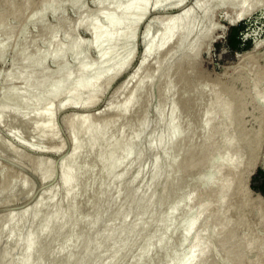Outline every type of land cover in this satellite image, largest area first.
Segmentation results:
<instances>
[{"label": "rangeland", "instance_id": "1", "mask_svg": "<svg viewBox=\"0 0 264 264\" xmlns=\"http://www.w3.org/2000/svg\"><path fill=\"white\" fill-rule=\"evenodd\" d=\"M8 1L13 9V12H10V9H7L4 4H0V19L3 20L7 17L9 18V21L7 20L8 19L7 18L2 23H0V28L3 27L2 29H0V43L4 41V43L6 44L5 45L3 43V48L0 51V103H1L0 104V264H18L20 262V255L22 257V254L20 252H22L21 250H23V254H24V250H25V248H23L25 247L23 246L24 245L23 240H21L23 238L22 237L23 232L26 233L29 230L33 231L31 230V226L33 227L34 224L32 223L33 224L32 225L30 223L36 222L35 224L37 225V223L39 222L38 221L39 218L37 217L40 216L43 217L44 216L43 212L46 210V208L48 209L46 210V212L50 211L53 208L52 207L53 204L51 205L49 204V201H51L50 199L54 198L56 200L57 198L56 201L62 200L61 197L64 199V196L62 194L63 192L60 193L62 190L61 179H60L62 173L61 167L64 166L67 158L73 152L72 150L75 149V147L78 145L79 140L83 145L82 147L83 150H81L79 153L80 157L78 154V156L76 157L77 160L75 159L76 167L74 166L75 169L74 171L76 172V175L77 173H79L81 176L79 174L77 175L78 181L76 182V184L78 186L75 185L74 187L75 190L74 193L75 194L78 193V195L74 194V198H73L74 202L72 201L74 205L73 208H76V212L75 209H72L73 210L72 218L76 219L74 221H77L78 219L79 220L78 222L80 223L78 224V228L76 227V230L78 232L74 230L72 231L73 232L72 235L66 234L64 236V239H66L64 241L69 242L70 245L69 244L68 245L71 248L73 247V250L75 251H73L69 246L65 249L60 248L59 250L57 248L56 255L54 257H56L55 259L57 261L59 259L58 261L60 262L59 264L71 263L70 260L72 259H70L69 262L65 263V261L68 260L64 261L63 259L59 258L61 256L60 254L62 252H67L69 248L72 254H74L73 256L75 255L76 257L78 256L77 260L79 259L78 261H80V264L81 262L82 264H85L86 262H87L86 264H96L98 263V261L99 262L101 261L102 259L101 257H103L102 252L96 253L94 249H96L99 246L100 248H102L106 245H109L108 242L105 241L104 234L110 231V229H112L111 231L116 232L120 230L121 227L123 226L122 224H124V219H121V221L117 219L116 210L118 209V207L128 206L127 208L128 210L126 209L127 212H125L127 214L129 211V213L127 214V220L129 218L130 220L128 221L133 220V218L136 215L138 216L139 214L142 213V211H144L143 209L139 208L140 206L139 203H137V199H138L137 197L140 194V191H143L142 190L143 186L141 187V185H144L145 182L148 180L149 171L147 170L144 171L148 175V177L146 174L144 175V172L139 175L140 177H137V173H138L137 168L146 167L145 169H147L148 166H150L151 161L157 158L162 159L163 164L165 163L164 161H166L165 163L166 167L164 166L166 171L164 169L165 174L162 177H159L156 181H154L151 185L152 187H150L148 190V193L152 191L151 192L152 196L151 193L150 196L154 198V203L151 204L149 208H147L150 209L149 214L151 213L158 214V212L168 213L170 211L169 209L174 208L171 204L173 203V205H175L176 204V203L174 204L175 201L177 202L176 205L178 207L175 205L177 207L176 211L174 212L175 217L173 216L171 224L167 227L168 230L166 229L162 233V229H159L158 226L156 227V225H159V223L157 222L156 224V221H152L151 223L149 222V224L145 222L146 228H144L145 230L144 233L146 235L150 231H154L153 230L154 228L155 232L157 231L158 233L162 234L164 238L163 239L164 244L161 248H157V247L155 248V246L152 247L151 250L152 252H150L151 256L150 255H148V257L142 256L139 259L134 258L133 257L134 252L138 253L140 251V246L137 245L139 244V242H141L140 241L142 239L141 237H143L144 234L143 233L140 235L139 233L136 236L134 235L133 242L134 241L135 242L133 243L130 239L132 243H130V245L129 243H127L126 244L127 246L125 245L128 249L124 247L123 251L125 252L124 253L122 252L121 254L119 253L121 258L117 253L113 255L114 257L112 256V260L110 257L109 263L110 261H112L111 264H118V262H120L119 264H123V263L127 264L129 260L130 262H128V264H165V263L170 264V261L172 262L171 264L173 263L181 264L183 259L189 256V252L192 246L191 243H193L194 241L193 239L196 238L198 235V236H202V238L206 241L205 243L207 245V249H209L210 251V253L208 254V250H207L206 253L208 255L205 253L203 260H207V261H202L204 262V264L205 263L234 264L236 259L240 261V264H246V262L247 264H252V263L258 264V262H260V264H264V249H263L264 248V215H263L264 191H260L257 187L252 186V184L256 186L259 185L261 181V177H257L255 179L252 178V176L256 174L257 168H259L260 171L264 172V98L263 100H260L261 99L259 96L260 94H257V93H261L264 90V87H262L264 86V0H247L244 2L243 5L244 7L243 6L241 7L238 4L232 5L233 2L232 1L228 2L229 0L228 1L225 0L222 3H220L218 0H214L213 2L212 1L206 2V0H167V1H162L160 4H158V6L154 5L155 0L151 2L149 1L150 2L148 3L149 7H147L148 11L146 10V13L143 15V18L139 21V23L136 26L137 29L135 28L134 31L135 38L133 36L132 40L130 41L117 39V41L114 42L115 44L112 43L113 44L112 46H115L113 47V52L115 50L116 51L114 53L112 52L114 54V58H112L113 61L111 59V57H113V54L111 53L110 54L111 56L109 55L110 58L108 57L107 59L108 63H106L105 59L104 62L103 58H101L100 60V57H98L99 49L93 43L94 41L93 35L95 36L94 34L95 30L93 32V30L91 29H93L92 27L95 26V23L97 24L99 23L100 25L102 24L101 27H107V21L104 14L110 13L116 15L115 17L119 21L118 22L119 25L117 26V28L113 30L115 31V34L118 35V37L120 36L122 31L125 29L124 27L128 25L130 20L129 18H127L123 21L122 15L119 14L117 10H113L115 0L114 1L113 0H106V1L51 0L52 3L44 2L41 5L38 4L41 3L43 0H8ZM250 1L252 2L251 4ZM104 4L106 6H104ZM22 5H25L24 6L25 8L19 7ZM204 5L205 8H203ZM204 10H207L210 14H208L207 16H203ZM16 15L18 17L20 15V18L16 17ZM182 15L184 17L187 15L186 19L189 20L188 21L185 20L183 24L175 26L173 35L169 39L170 41H167L164 45L160 46L159 49L156 48L155 47L157 44L156 40L161 34H163L165 30L164 25H166L165 23H167L172 18L182 17ZM191 17L194 20H191L192 19ZM29 18H31L32 20L30 19L28 21ZM84 20L85 22H83ZM239 21L244 22V27L239 33H241L243 39H250L251 43L248 47L236 51V50H231L227 47L226 36L229 27L232 25L230 23L237 24ZM7 22L9 23V26L6 25ZM197 22L198 25L196 32H194L195 35L194 33L192 35L190 33L186 38H183V36L186 35L185 34L186 31L187 33L191 32V30L193 31L195 27L194 24ZM93 24L94 26H92ZM206 25H208L209 27L208 26L206 27ZM191 26L193 29L191 28ZM202 31L204 32L206 31L207 35L206 34L203 35L204 32L202 33ZM67 33L70 34L67 35ZM195 37L197 39H195ZM255 40L260 42L257 46L252 47V43ZM78 42H80V45L76 47ZM81 43H83V45ZM59 44L66 46V50L59 59L53 58L50 54H54V52H56L57 49L56 50L54 49L57 46H59ZM182 44L184 47L182 46ZM103 45L105 47L109 46V44L107 43L105 44V42L103 43ZM192 45L196 46L200 50L198 51V49L196 48L199 54L195 52L196 54L193 53L194 54L193 55L191 53V49H192L191 47H193ZM187 46L189 49L187 48ZM21 51L24 52L27 51L25 54V56L27 55L26 59L28 58V54H29V58L33 54L30 60L34 59L38 65H36L34 60L33 63L35 64L33 65H35L36 67L39 66V68L37 67L36 69V67L32 65L33 66L32 69V67L29 65L30 68H27V70L29 69V71L27 70L25 71V74L26 72L28 73L27 75H25L27 81L26 94L29 99L36 98V94L39 96L42 95L41 96L42 100L41 99L39 100L40 103L37 100L36 104L34 103L33 106L31 105L28 108L15 107L16 108L15 110V108H10V109L8 108L10 106L9 99L6 100V98L3 97L2 91L4 89V86H6V84L8 85L15 84L14 81H12L11 83V80H15V78H12L11 80H6L7 76L10 73L14 75L17 74L18 71L24 72L25 69L23 68H26L22 60L19 59L20 58L19 52ZM130 51H132L130 60L127 63H123L122 60L127 58ZM47 52H50V54H48ZM35 53L38 55L34 57ZM2 54H3V58L1 56ZM43 54L47 56L45 55L43 56ZM40 56L44 58V60L41 59ZM115 56L117 57L115 58ZM36 57L39 59H37ZM84 57L87 58L84 59ZM165 57L167 58V60ZM183 57L185 61H183L182 63L180 62V60L183 59ZM161 61L164 63L162 64ZM58 62L60 63L58 64ZM83 62L85 65L82 66L81 63ZM180 63L183 65H181ZM168 64L170 65V69L166 67L168 66ZM179 64L181 65V67L179 66ZM63 65L66 66L67 68L69 67L68 69L69 79H70V82L68 83L69 86L65 85L63 89L56 94L57 96L56 95L51 96L50 89L46 91L47 93L46 92L42 93L41 91H44V88H40V87H43L44 85L42 86L41 83L45 84L43 82L45 81L46 78L47 80L45 82H47L48 80L55 79L56 78L55 71L58 72L59 69L63 67ZM83 67L91 68L92 69L91 75L93 74L96 75L98 74L99 71L103 69L104 70L106 69L107 72L100 78V80H95L97 83H95L94 87H90V88L81 87L82 90L81 88L76 89L74 88L75 87L74 84L71 85V83H75L79 78H81L84 75L85 69ZM159 67H161V69ZM165 67L170 71L168 70V72H166ZM184 67L185 68L187 67L186 68L187 71L186 69H183ZM16 68L21 70H18ZM157 68H159L160 70L158 71ZM80 69H82L84 72H82ZM188 69L190 72L188 71ZM60 71L58 72L59 73L58 75L61 74ZM184 71L185 73L188 72L191 74L188 73L185 74ZM48 75L49 76L51 75V78L53 79L51 78L48 79L49 78ZM52 76H55V78ZM31 78L32 80H30ZM94 79L95 78H93V81ZM108 79L111 80L108 81ZM142 79L143 80L147 79V80L142 81ZM8 81H10L11 84H9ZM37 81L41 82L40 83L41 86L38 84L39 82ZM164 81H166L165 83L168 84L169 86V87L167 86L168 88L165 87L166 85L165 83H164L165 85H162ZM36 82L38 85L36 84ZM38 87L41 89V91ZM91 88L94 89L92 90L93 93L91 91ZM224 89L225 92H227L226 89L229 90L228 91L229 93L231 92L229 95V97L231 98L230 99L231 105H230V101L228 102L229 99L227 98L228 106L222 105L221 107V104H219V102L218 103L215 102L214 99L215 96L219 94L220 97H223L224 94H222V92H224L223 91ZM255 89L256 90L259 89L258 90L259 92L256 91ZM135 90L136 91L139 90V92L134 93L135 95L137 94L136 96L133 95L134 104L131 106V108H129L130 111L128 112L129 109H127L125 116L117 115L116 114V112H118L117 109H119L121 104H123L124 101L128 98V96H130L132 91ZM142 94L144 96H142ZM145 96L146 98H148L147 101ZM42 97H44V99ZM91 97L92 99L93 97L96 98L95 102L90 103ZM235 99L237 102L235 101ZM4 100L6 102L2 103ZM232 101L234 102V104H232L233 103ZM6 103L8 107H6L7 106ZM156 104L162 106V108L164 109L163 112L164 111L165 112L164 113L162 112L164 117L162 116V113L159 115V113L156 112L157 111L156 106H158ZM48 105L51 106V111H52L49 118H47V116H44V114L42 113L44 108ZM240 105H242L243 107L241 111L242 114L239 113L238 111L240 109ZM210 106L213 108H211ZM171 108L175 109L174 113L170 112ZM174 109L172 111H174ZM226 109H228L227 112L229 114L226 113ZM235 110L240 115L239 120ZM143 112L145 114H143ZM13 113L16 116L13 115ZM173 114L176 115L175 116L176 118L174 117ZM230 114L232 115L233 119L231 118V121L228 123L226 119ZM83 117L87 118L91 122V124L94 125L98 124L100 126H102L103 123H105L104 121L106 120L108 121V119L110 118L109 120L111 124L107 129L108 130L107 133H109L108 135L110 136L108 137L107 135L108 138L105 137L104 140L107 138L112 142L106 141L107 139L105 140L106 142L103 140H102L103 142L99 140V142L96 144V147L93 148V152L92 150L90 151L86 150L85 148L87 147L85 145L86 138L80 135L81 132H79L78 135L77 134L78 130L76 129V122ZM141 117L143 123H144V119L145 120L148 119L147 121H149L147 124L148 126L144 129L145 132L142 130V126H139V124H141L139 123ZM104 118H106V120ZM112 118H115V120ZM235 118L237 121L235 120ZM136 121L139 124H137ZM172 121H174L176 125H174L175 123L172 124ZM45 122L46 123L49 122L51 124L52 127L51 131H53V133L51 131L48 133H44L38 128L40 124H43ZM167 122L169 125L168 127L171 128V130L167 128L168 132L170 130V132L176 133V136H174L173 138L174 140L173 139L169 141L166 140L164 147H162L163 149L159 148L158 146L153 147L156 144H153V139L152 140L150 139L155 137V134L158 130L160 132L161 131L165 132L163 123L167 124ZM143 123L141 125H143ZM160 123H162L161 124L162 126L160 125ZM69 124H71L72 126ZM136 124L138 126H136ZM171 125L173 128L171 127ZM120 126L123 127V129L121 128L122 129L121 131L123 132V135H125L126 138L123 137L122 132L120 131ZM160 126L162 127V129ZM133 130L137 131L136 132L137 135L141 131L142 133H145V134L141 133L140 138H138L141 141L140 142L141 145L139 147V150L142 147V150H140L141 153L138 152V154L140 153L139 155H137L138 158L134 154H133L134 156L133 155L128 156L127 159L124 161V163L121 164L122 165L121 167L118 168L116 166V168L112 170V172L114 173V171L118 168L114 173L115 174L114 177V174L112 172L110 173L109 171L107 173V171H105L107 170L106 160L108 159L107 156L109 157V155H107V152L109 153V151H107L104 148L106 147L108 149L109 147V150L111 151L112 150L111 148L115 144V139L117 140V138L121 136L123 137V140H125L124 142L127 146L129 143L133 145V146L129 145L128 147H134L133 142L135 143V141L137 140V139L135 140V138H137V135L134 134L135 131L133 132ZM242 132H244L246 136ZM132 133L135 136L132 135ZM77 135L79 136V138L77 137ZM242 136L248 138L246 139L243 138ZM129 138H130V142H128ZM132 138L134 140H131ZM242 139L244 142L242 141ZM244 139H246L247 141ZM142 140L144 141V144ZM147 140H149L150 143L152 144H150ZM226 141L227 144L228 142H230L231 144L228 146L226 144ZM101 143H103L104 145L103 150H102L103 145ZM104 143H107L109 146H107V144L105 145ZM166 144L167 147L165 146ZM136 145L137 142L135 146ZM148 145L149 146L153 145V146L152 147L150 146L151 147L150 148ZM251 146L254 148L252 149ZM251 149L252 151H250ZM104 151L107 152L104 153ZM158 153L161 155H159ZM125 155H127V153ZM153 156L156 157L152 158ZM252 156L254 157L255 160L253 159ZM133 157H135V161ZM164 157H168V159ZM236 157L238 161H235ZM132 158L133 161L131 160ZM169 158L172 159L170 160ZM251 159H253L254 162L252 163V167H251L252 170L250 171V177H249V174L248 176H245V174L248 170L249 163H251L250 162ZM233 161L236 162L235 165L236 167L232 165ZM125 166L126 167L129 166V167L126 168ZM219 166L221 167L223 166L225 168L220 167L221 170L219 171ZM121 171L125 174L122 173L123 175H120V177L121 176L123 177L120 178L119 174L121 173ZM252 171L253 173H251ZM117 172H119L118 175ZM136 177L137 179L139 178V181L135 179ZM246 177H249V185L252 190L249 189V187L247 186L248 178L246 180V183L244 181V178ZM131 178L132 180H129ZM142 178L143 179L146 178V179L143 180ZM162 178L163 180H160ZM216 178H219L217 179L218 181L215 180ZM228 179L231 182L229 190H227L226 193H222L220 191L221 188L220 186L224 181ZM209 180L212 184L214 183L215 185L212 186L211 183L208 182ZM118 181L120 182L118 183ZM115 183L118 184V186L117 185L115 186ZM94 184L96 187L94 186ZM199 185H201V187ZM205 185H207V187ZM127 186L128 188L131 189L133 187L136 188L137 190L139 189L138 192L135 189V192L138 194L134 193V191L132 192L134 195H136L135 198L137 199H135L134 195L130 193V198H132L131 200L132 202H129V204L127 203L128 200L124 199V197H128V193L131 192L129 191L130 189H128ZM210 186L212 187L209 188ZM75 188L76 189L78 188L77 189L78 192ZM113 189H114V195L112 193ZM125 191L128 193H126ZM48 192L53 196V198H51L52 196L51 197L47 196L49 195ZM196 193H198L199 195L197 194V197L195 198ZM202 193L203 196H201ZM116 194L117 195L119 194V196H117ZM207 194L209 195L208 197ZM189 195L190 198L188 197ZM47 197L49 200H47ZM156 197L159 198L157 200H159L158 202H160V204L156 202L157 201ZM181 200L184 202H182ZM209 200L210 201L212 200L213 202L212 201L210 202ZM233 200L235 202L237 201L235 203L237 205L239 204L245 205V209L247 210L245 212L246 217L241 218L244 221V223L243 221L242 222L239 221L238 218H236L235 216L231 215L232 212L229 211L230 208L234 209ZM125 202L128 205L127 204L125 205ZM50 203H53V200ZM132 203L136 204V207L135 205L133 206ZM48 204L49 207H51V209L48 207ZM36 205L40 206V208L38 207L39 210ZM45 205L47 207H44ZM131 205L133 208L135 207V209L139 208V212H138L139 214L135 212V209H133ZM202 205L204 206L203 209L205 212L206 209H208V207L210 208L208 209L209 213L206 212L207 214L205 213L206 215L204 216L203 213L204 211L203 209H201L200 212L202 211L203 212L202 214L199 212L200 214H198L196 220L198 218L200 219L198 221H195L194 227L195 226L196 227L195 228L193 227L194 229L192 228V231H190V234L188 235L187 232L189 233V230L186 229L190 228V220L194 217L198 208H200ZM169 206H171V208ZM41 208L42 210L43 208H45L43 212L40 211ZM32 209L34 211L38 210L37 213H39L40 211L42 215L38 214L40 216H36V213H33ZM99 211H101L102 215L99 213ZM136 211H138V209H136ZM50 212H48L47 214H49ZM22 213H24L25 215ZM114 213L116 214L115 215L116 219L114 218L115 220L112 219ZM104 214L105 215L107 214L106 216H109L110 214L109 216L110 218L106 217L107 219L109 218L108 221L106 218H104L105 217ZM211 214H213V216ZM224 214L225 217L224 219H222ZM21 215L22 216L24 215L23 217H26V215L28 216L25 218L26 221H24V218ZM73 215L75 218L73 217ZM97 215H99L101 218L102 216H104L102 219L103 220L105 219L104 222H106L107 227H110L108 228V230L107 227L105 228L103 227L105 223L99 226L94 225V224H98V222L103 221L99 216L96 217ZM146 215L147 214H145V216ZM226 216L228 218H226ZM17 217L20 220H18ZM15 218L16 220H18V222L21 221L22 223L21 222L20 223L23 225L21 224L18 225V222L15 220ZM36 218L38 219L37 221ZM97 218H99L98 219L99 221L97 220ZM8 219H12V221ZM30 219L33 221H31ZM93 219L96 220V223H94L95 221L93 222ZM15 221L17 223H15ZM238 221L239 223H237ZM23 222H26L25 223L26 225ZM91 222H93L94 224ZM118 223L119 225L120 224L121 225L120 226L117 225ZM27 224L30 225V229L28 230L27 228H29V225L27 227ZM19 226H22L24 228L26 227L25 231L24 228H22L23 231L20 230L21 228ZM95 226L97 228L99 227L101 230L99 228H98L99 231L95 230L96 229ZM88 227L90 228L92 227L95 230L96 236L97 235L99 236L94 237L95 239L93 243L94 245L96 244V247L93 246L95 248L88 250L92 252H89V254H87L86 257V253H88L87 251H85L86 253L84 252L85 253L84 254L79 250L77 251L76 247L72 245L73 243H75L74 241H76L75 237H81L82 235L83 236L82 238H85L86 236L84 237V235H88V233L91 232V230L93 231V229L90 230V228ZM221 228L224 231H222ZM33 229L35 228L33 227ZM105 229L106 231L104 233ZM49 230H53V233H50L51 231L45 232L46 234L50 233L48 239L51 238L52 235L53 237L56 236L55 238H57L58 236L56 235L57 230L55 228ZM183 230L186 231V234ZM70 231L68 233H71ZM86 231L89 232L86 233ZM217 231H222V232L217 233ZM45 233L42 236V237L45 236L44 237L45 240L41 239V242L45 241L44 245L45 243L47 244V241H49L48 239H46V236L48 235H46ZM77 233L78 236L76 235ZM18 235L21 237H19ZM185 235H188L186 236L187 238L185 237ZM72 236H74V238ZM257 236L259 238H257ZM99 237L101 238L103 237V238L99 239ZM62 240L63 238L59 239L56 242L57 245L60 244ZM249 241L251 242L249 243ZM20 242H22L23 245ZM92 253L93 254L95 253L97 255L98 260L96 255L94 254L95 255L94 257ZM185 253L186 255L188 253V255L185 256ZM182 254L183 256H185V258L181 257ZM46 255H44V257L46 258L49 257V254L47 256ZM115 256H117L118 258ZM90 257H94L96 260L93 258L92 260ZM127 257H129V259ZM205 257H207V259H205ZM181 258L182 260L179 261ZM89 259L91 260V262H89L90 261ZM76 263L79 264V262L77 261Z\"/></svg>", "mask_w": 264, "mask_h": 264}, {"label": "bare ground", "instance_id": "2", "mask_svg": "<svg viewBox=\"0 0 264 264\" xmlns=\"http://www.w3.org/2000/svg\"><path fill=\"white\" fill-rule=\"evenodd\" d=\"M76 1V0H75ZM104 1H106V0H104ZM114 1V0H113ZM151 1H153V0H121V1H119V0H115L114 2H115V4H114V9L113 10H117V12L119 13V14H121L122 15V17H123V21L125 20V19H127V18H129V23H128V25L127 26H125L124 28V30L122 31V33L120 34V36L118 37V35L117 34H115V31L113 30V29H115V28H117V26L119 25V21L117 20V18L115 17L116 15H113V14H110V13H105L104 14V16H105V18H106V21H107V27H101L102 26V24L100 25L99 23L97 24V23H95V26H94V24L92 25V26H94L95 27V29H94V27H92L93 29H91V30H93V32H94V30H95V32H94V34H95V36L93 35V38H94V41H93V43H94V45L99 49V52H98V57H100V60H101V58H103V61H104V59H105V61H106V63H108L107 62V59H108V57H109V55L113 52V47H115V46H112L113 44L112 43H114L115 41H117V39H123V40H132V38H133V36H134V38H135V33H134V31H135V28H136V26H137V24L139 23V21L143 18V15L146 13V10L148 11V8L147 7H149L148 6V3H150ZM162 1H167V0H155L154 1V5H157L158 6V4H160ZM208 1H214V0H206V2H208ZM220 3H222V2H224L225 0H218ZM228 1V0H227ZM230 1H232L233 2V4L232 5H240L241 7L244 5V2L245 1H247V0H229L228 2H230ZM44 2H50V3H52L51 2V0H43L41 3H39L38 5H41L42 3H44ZM107 2H109V1H107ZM112 2V1H111ZM255 2V1H254ZM72 3V2H71ZM73 3H75V2H73ZM80 3H81V1H80ZM79 3V4H80ZM153 3V2H152ZM165 3V2H164ZM210 3V2H209ZM209 3H207V4H209ZM247 3H249V2H247ZM246 3V4H247ZM252 2L250 1V4H251ZM0 4H4L5 5V7L7 8V9H10V12H13V9H12V7H11V5L9 4V1L8 0H0ZM25 4H26V2H25ZM100 4V3H99ZM207 4H206V6H207ZM37 5V6H38ZM71 5V4H70ZM76 5H78V4H76ZM150 5V4H149ZM25 5H22V6H19V7H24ZM36 6V7H37ZM72 6V5H71ZM104 6H106L105 4H104ZM209 6H211V5H209ZM18 7V8H19ZM103 7V6H102ZM156 7V6H155ZM244 7V6H243ZM253 7V6H252ZM5 8V9H6ZM25 8V7H24ZM203 8H205V5L203 6ZM203 8H201V9H203ZM209 8H211V7H209ZM234 8V7H233ZM17 9V8H16ZM20 9V8H19ZM40 9V8H39ZM208 9V8H207ZM238 9V8H237ZM241 9V8H240ZM21 10V9H20ZM104 10V9H103ZM111 10V9H110ZM210 10V9H209ZM212 11V10H211ZM19 12V11H18ZM17 12V13H18ZM51 12H52V10H51ZM50 12V13H51ZM103 12V11H102ZM204 13H203V16H207L208 14H210L207 10H204L203 11ZM49 13V14H50ZM48 14V15H49ZM118 14V15H119ZM183 14V13H182ZM10 15V14H9ZM13 15V14H12ZM11 15V16H12ZM38 15V14H37ZM178 15H180V14H178ZM185 15V14H184ZM176 16V15H175ZM16 17H18L17 15H16ZM120 17V16H119ZM186 17H187V15L184 17L183 15H182V17H178V18H172V19H170L167 23H165L166 25H164L165 26V30H164V32H163V34H161L159 37H158V39L156 40L157 41V44H156V48H158L159 49V47L160 46H162V45H164L167 41H170L169 39L171 38V36L173 35V32H174V28H175V26H178V25H180V24H183L184 22H185V20L186 21H188L187 19H186ZM197 17V16H196ZM8 18V17H7ZM7 18H5V19H7ZM18 18H20V15H19V17ZM35 18V17H34ZM192 18V17H191ZM190 18V19H191ZM5 19H3V20H1L0 19V23H2ZM31 18H29L28 19V21L30 20ZM122 19V18H121ZM8 21H9V18L7 19ZM17 20V19H16ZM25 20V19H24ZM32 20V19H31ZM103 20V19H102ZM191 20H194L193 18L191 19ZM83 22H85V20L83 21ZM90 22V21H89ZM126 22V21H125ZM196 22V21H195ZM199 22V21H198ZM198 22L197 23H195L194 25H195V27H194V29L192 28V26H191V28L193 29V31L191 30V32H188L187 33V31H186V35L185 36H183V38H186L187 36H188V34H190L191 33V35L194 33V32H196V30H197V25H198ZM87 23V22H86ZM92 23V22H91ZM187 23V22H186ZM192 23V22H191ZM193 23H194V21H193ZM69 24V23H68ZM7 26H9V23L7 22V24H6ZM185 25V24H184ZM3 26V25H2ZM5 26V25H4ZM6 26V27H7ZM208 25H206V27H207ZM91 27V26H90ZM184 27V26H183ZM182 27V28H183ZM188 27H190V26H188ZM205 27V28H206ZM209 27V26H208ZM3 27H1L0 29H2ZM61 28V27H60ZM69 28V27H68ZM199 28V27H198ZM204 28V29H205ZM5 29V28H4ZM8 29V28H7ZM46 29V28H45ZM137 29V28H136ZM177 29V28H176ZM206 30V29H205ZM184 31V30H183ZM53 32H55V31H53ZM61 32H62V30H61ZM64 32V31H63ZM92 32V31H91ZM204 31H202V33H203ZM60 33V32H59ZM73 33V32H72ZM54 34V33H53ZM68 34H70V33H67V35ZM204 34H206V31L203 33V35ZM57 35V34H56ZM55 35V36H56ZM183 35V34H182ZM190 35V36H191ZM194 35H195V33H194ZM193 35V36H194ZM207 35V34H206ZM54 36V37H55ZM49 37V36H48ZM9 38V37H8ZM39 38V37H38ZM192 38V37H191ZM190 38V39H191ZM7 39V38H6ZM33 39V38H32ZM47 39V38H46ZM195 39H197L196 37H195ZM199 39V38H198ZM37 40V39H36ZM45 40V39H44ZM180 40V39H179ZM183 40V39H182ZM50 41V40H49ZM54 41H55V39H54ZM57 41V40H56ZM185 41V40H184ZM187 41H189V40H187ZM195 41V40H194ZM199 41V40H198ZM40 42H41V40H40ZM64 42V41H63ZM105 42V44L107 43V44H109V46H104L103 45V43ZM3 43H4V41L2 42V43H0V51L2 50V48H3ZM179 43V42H178ZM195 43V42H194ZM5 44V43H4ZM53 44V43H52ZM82 45H83V43H81ZM115 44V43H114ZM153 44H154V42H153ZM152 44V45H153ZM188 44V43H187ZM196 44H198V43H196ZM6 45V44H5ZM8 45V44H7ZM61 44H59V46H57L54 50H56V52H54V50H53V52H54V54H50V52H47L48 54H50L53 58H60L61 57V55L65 52V50H66V46H64V45H61ZM80 45V42H78L77 43V46L76 47H78ZM81 45V46H82ZM104 47H103V46ZM120 46V45H119ZM182 46H183V44H182ZM193 46V45H192ZM68 47V46H67ZM90 47V46H89ZM149 47H151V46H149ZM168 47V46H167ZM175 47V46H174ZM178 47H179V45H178ZM184 47V46H183ZM5 48V47H4ZM53 48V47H52ZM182 48V47H181ZM187 48H188V46H187ZM192 49H191V53L193 54V53H198L197 52V50H196V46H193V47H191ZM96 49V48H95ZM117 49V48H116ZM164 49H166V48H164ZM168 49V48H167ZM189 49V48H188ZM198 49V48H197ZM52 50V49H51ZM78 50H79V48H78ZM115 50V49H114ZM172 50V49H171ZM181 50V49H180ZM48 51H50V50H48ZM116 51V50H115ZM114 51V52H115ZM198 51H200L199 49H198ZM4 52V51H3ZM27 52V51H26ZM26 52H24V51H21V52H19V55H20V60H22V62L24 63V66L26 67V68H23V69H25L24 70V72L23 71H18V73L17 74H14V75H12L11 73L7 76V78H6V80H11L12 78H15V80H11V83H12V81H14L15 82V84H13V85H8V84H6V86H4V89H3V91H2V93H3V97L4 98H6V100L7 99H9V104H10V106L8 107V105H7V103H6V107H8L9 109L10 108H15V107H22V108H28L29 106H33V104L35 103H37V100H38V102L40 103V99H41V96L42 95H37L36 94V98H32V99H29L28 98V96H27V94H26V90H27V87H26V83H27V81H26V77H25V75H27L28 73L26 72V74H25V71L27 70V68H30V66L32 67V69H33V66H35V65H33V64H35L36 62H35V60L34 59H31L30 60V58H32V55H31V57L29 58V54H28V58H29V60H28V58L26 59V56H25V54H26ZM113 52V53H114ZM164 52V51H163ZM171 52V51H170ZM112 53V54H113ZM118 53V52H117ZM184 53V52H183ZM195 53V54H196ZM116 54V53H115ZM131 54H132V51H130L129 52V55L127 56V58L126 59H123L122 61H123V63H127L129 60H130V58H131ZM188 54H189V52H188ZM199 54V53H198ZM5 55V54H4ZM18 55V56H19ZM36 55H38V54H36L35 53V55H34V57L36 56ZM45 54H43V56H44ZM120 55V54H119ZM169 55V54H168ZM194 55V54H193ZM2 56V58H3V54L1 55ZM42 56V55H41ZM40 56V58L41 59H43L44 60V58H42ZM45 56H47V55H45ZM111 56V55H110ZM195 56H197V55H195ZM38 57V56H37ZM36 57V58H37ZM117 56H115V58H116ZM168 57V56H167ZM181 57V56H180ZM179 57V58H180ZM35 58V59H36ZM87 58V57H86ZM85 57H84V59H86ZM110 58V57H109ZM112 58H114V54H113V57H111V59ZM166 58V57H165ZM37 59H39V58H37ZM40 59V60H41ZM51 59V58H50ZM163 59V58H162ZM33 60H34V62L35 63H33ZM39 60V61H40ZM110 60V59H109ZM166 60H167V58H166ZM174 60V59H173ZM178 60V59H177ZM38 61V60H37ZM51 61H54V60H51ZM50 61V62H51ZM104 61V62H105ZM111 61V60H110ZM112 61H113V59H112ZM169 61V60H168ZM183 61H185L184 60V57H183V59H181L180 60V62H182L183 63ZM85 62V61H84ZM84 62L83 63H81V65L83 66V65H85L84 64ZM15 63V62H14ZM32 63V64H31ZM47 63V62H46ZM60 62H58V64H59ZM103 63V62H102ZM101 63V64H102ZM161 63L163 64L164 62H162L161 61ZM179 63V62H178ZM49 64V63H48ZM120 64V63H119ZM167 64V63H166ZM165 64V65H166ZM181 64V63H180ZM179 64V66L181 67V65H183V64H181L180 65ZM194 64V63H193ZM30 65V66H29ZM33 65V66H32ZM36 65H38L37 63H36ZM41 65V64H40ZM160 65V64H159ZM174 65H175V62H174ZM178 65V64H177ZM176 65V66H177ZM184 65H185V63H184ZM42 66V65H41ZM45 66V65H44ZM81 66V67H82ZM163 66V65H162ZM175 66V67H176ZM194 66V65H193ZM13 67V66H12ZM36 67V66H35ZM34 67V68H35ZM38 68H39V66H37ZM37 67H36V69H37ZM86 67V66H85ZM112 67V66H111ZM166 67H168L169 69H170V65L168 64V66H166ZM165 67V68H166ZM172 67V66H171ZM174 67V68H175ZM178 67V66H177ZM183 67V66H182ZM187 67H188V65H187ZM186 67V68H187ZM73 68V67H72ZM84 68V67H83ZM110 68V67H109ZM160 69H161V67H159ZM159 68H157L158 69V71L160 70ZM174 68H172V69H174ZM179 68V67H178ZM185 67L183 68V69H186ZM16 69H18V68H16ZM60 69H61V71H60ZM59 69V71H60V75H58L59 73V71L57 72V71H55V76H56V78H55V76H52V77H54L55 79H53V78H51V75L49 76V78L48 79H53V80H48L47 82H45L46 80H47V78L45 79V81L43 82V83H45V84H42L41 82H39V81H37V82H39L38 84L40 85V83H41V85L43 86V87H40V88H44V91H41V89H40V91L43 93H45L46 91H48L49 89L51 90V96L52 95H56L57 93H59L62 89H63V87L65 86V85H68V83L70 82V79H69V71H68V69H69V67L67 68L66 66H64L63 65V67H61ZM85 70V72L82 70V69H80L82 72H84V75L81 77V78H79L75 83H71V85L72 84H74V88H81V87H94V85H95V83H97L95 80H100V78L104 75V74H106V72H107V70L105 69H103V70H101V71H99L98 72V74H96V75H91V71H92V69L91 68H84ZM108 69V68H107ZM157 69H156V71H157ZM169 69H167L166 68V72H168V70ZM171 69V70H172ZM180 69H182V68H180ZM18 70H21V69H18ZM48 70V69H47ZM72 70V69H71ZM27 71H29V69L27 70ZM51 71V70H50ZM170 71V70H169ZM178 71V70H177ZM180 71V70H179ZM186 71H187V69H186ZM188 71H189V69H188ZM13 72V71H12ZM57 72V73H56ZM190 72V71H189ZM9 73V72H8ZM31 73V72H30ZM151 73V72H150ZM159 73V72H158ZM176 73V72H175ZM178 73V72H177ZM184 73H185V71H184ZM186 73H188V72H186ZM185 73V74H186ZM195 73V72H194ZM52 74V73H51ZM54 74V73H53ZM152 74V73H151ZM157 74V73H156ZM188 74H191V73H188ZM192 74H193V72H192ZM31 75V74H30ZM29 75V76H30ZM166 75H168V74H166ZM58 76V77H57ZM158 76V75H157ZM185 76V75H184ZM258 76V75H257ZM32 77V76H31ZM36 77V76H35ZM186 77H187V75H186ZM188 77H189V75H188ZM241 77V76H240ZM93 78H95L94 79V81H93ZM143 78V77H142ZM167 78V77H166ZM174 78V77H173ZM193 78V77H192ZM28 80V79H27ZM30 80H32V78L30 79ZM111 79H108V81H110ZM147 80V79H146ZM146 80H143L142 79V81H146ZM43 81V80H42ZM107 81V82H108ZM166 81H167V79H166ZM166 81H164L163 82V84L162 85H165V87L166 88H168L169 86H168V84L167 83H165ZM178 81V80H177ZM7 82V81H6ZM9 82V84H11L10 83V81H8ZM37 82H36V84H37ZM140 82H141V80H140ZM148 82V81H147ZM155 82V81H154ZM31 83V82H30ZM138 83V82H137ZM150 83H152V82H150ZM149 83V84H150ZM165 83V84H164ZM32 84V83H31ZM37 84V85H38ZM146 84V83H145ZM40 85V86H41ZM70 85V86H71ZM139 85V84H138ZM173 85V84H172ZM69 86V85H68ZM137 86V85H136ZM154 86V85H153ZM168 86V87H167ZM34 87H35V85H34ZM67 87V86H66ZM65 87V88H66ZM141 87H142V85H141ZM140 87V88H141ZM262 87H264V86H262ZM71 88V87H70ZM84 88V89H85ZM139 88V89H140ZM146 88V87H145ZM144 88V89H145ZM178 88V87H177ZM224 88V87H223ZM258 88V87H257ZM33 89V88H32ZM142 89V88H141ZM163 89V88H162ZM81 90H82V88H81ZM92 90H94L93 88H91V91ZM149 90V89H148ZM167 90V89H166ZM256 90V89H255ZM259 90V89H258ZM258 90H256V91H258ZM263 90V89H262ZM68 91V90H67ZM96 91V90H95ZM162 91V90H161ZM177 91V90H176ZM224 92H222V94H224L223 95V97H220V94L219 95H216L215 96V99H214V101L215 102H219V104H221V107H222V105H227V98L229 99L228 100V102L230 101V105H231V98L229 97V95H230V93L228 92L229 90H227L226 89V91L227 92H225V89L223 90ZM234 91V90H233ZM65 92V91H64ZM63 92V93H64ZM83 92V91H82ZM139 92V90L138 91H132V93L130 94V96H128V98L124 101V103L123 104H121V106H120V104H119V109H117L118 110V112H116V114L117 115H119V116H125V114H126V112H127V109H129V108H131V106L134 104V101H133V95H135L134 93H138ZM165 92V91H164ZM259 92V91H258ZM261 92V91H260ZM35 93V92H34ZM47 93V92H46ZM92 93H93V91H92ZM147 93V92H146ZM220 93V92H219ZM32 94V93H31ZM221 94V95H222ZM257 94H260L259 96H260V100H263V98H264V90L261 92V93H257ZM2 95V94H1ZM137 95V94H136ZM135 95V96H136ZM164 95H165V93H164ZM44 96H45V94H44ZM57 96V95H56ZM142 96H144L143 94H142ZM147 96V95H146ZM146 96H145V98H146ZM226 96V97H225ZM228 96V97H227ZM232 96V95H231ZM258 96V97H259ZM2 97V96H1ZM43 99H44V97H42ZM161 98V97H160ZM167 98V97H166ZM2 99V98H1ZM46 99V98H45ZM51 99V98H50ZM135 99V98H134ZM150 99V98H149ZM211 99V98H210ZM3 100V99H2ZM42 100V99H41ZM95 100H96V98H94L93 97V99H92V97H91V100H90V103H93V102H95ZM137 100V99H136ZM138 100H140V99H138ZM148 100V98H146V101ZM162 100V99H161ZM213 101V102H214ZM234 101V100H233ZM232 101V102H233ZM235 101H236V99H235ZM4 102H6L5 100L2 102V103H4ZM8 102V101H7ZM123 102V101H122ZM159 102H160V99H159ZM237 102V101H236ZM261 102V101H260ZM42 103V102H41ZM66 103V102H65ZM64 103V104H65ZM68 103H69V101H68ZM1 104V103H0ZM213 104V103H212ZM216 104V103H215ZM232 104H234V102L232 103ZM39 105V104H38ZM138 105H139V103H138ZM156 105H158V104H156ZM175 105V104H174ZM211 105V104H210ZM243 105V104H242ZM242 105H240V109L238 110L239 111V113H241L242 114ZM40 106V105H39ZM144 106V105H143ZM176 106V105H175ZM209 106V105H208ZM228 106V105H227ZM233 106V105H232ZM140 107V106H139ZM157 108H156V112L157 113H159V115L163 112V108H162V106H160V105H158V106H156ZM164 107V106H163ZM172 107H174V106H172ZM211 107V106H210ZM209 107V108H210ZM230 107V106H229ZM229 107H228V109H229ZM211 108H213V107H211ZM225 108V107H224ZM223 108V109H224ZM174 109V108H173ZM172 108H171V111L170 112H175V109H174V111H172L173 110ZM207 109V108H206ZM218 109V108H217ZM220 109V108H219ZM228 109H226V113H228L227 112V110ZM15 110H16V108H15ZM21 111V110H20ZM130 111V109L128 110V112ZM216 111V110H215ZM18 112V111H17ZM27 112V111H26ZM38 112V111H37ZM51 106H46L45 108H44V110L42 111V113L44 114V116H47V118H49V116H50V114H51ZM146 112V111H145ZM165 112V111H164ZM163 112V113H164ZM209 112H211V111H209ZM233 112V111H232ZM235 112H236V114H237V116H238V120L240 119V115H239V113L235 110ZM10 113V112H9ZM28 113V112H27ZM41 113V112H40ZM163 113H162V116H163ZM204 113V112H203ZM208 113V112H207ZM215 113V112H214ZM231 113V112H230ZM143 114H145L144 112H143ZM176 114V113H175ZM229 114V113H228ZM236 114H233V115H236ZM13 115H15L14 113H13ZM23 115V114H22ZM41 115V114H40ZM128 115V114H127ZM127 115H126V117H127ZM148 115V114H147ZM146 115V116H147ZM174 115V114H173ZM16 116V115H15ZM143 116V115H142ZM161 116V117H162ZM176 115H174V117H175ZM208 116V115H207ZM210 116V115H209ZM213 116V115H212ZM226 116V115H225ZM18 117H19V115H18ZM158 117V116H157ZM164 117V116H163ZM172 117V116H171ZM179 117V116H178ZM233 117H235V116H233ZM52 118V117H51ZM79 118V117H78ZM102 118V117H101ZM120 118V117H119ZM176 118V117H175ZM205 118H207V117H205ZM231 118H232V115L230 114V115H228V118L226 119L227 120V122L229 123L230 121H231ZM100 119V118H99ZM103 119V118H102ZM101 119V120H102ZM105 120H106V118H104ZM110 119V118H109ZM108 119V121L106 122V121H104L105 123H103V121H102V123H103V125L102 126H100V125H94V124H91V122L87 119V118H80L77 122H76V129L78 130V135H79V132H81V134L80 135H82V136H84L85 138H86V146L87 147H85L86 148V150H88V151H90V150H92V152H93V148L94 147H96V144L99 142V140L100 141H105L110 135H108L109 133H107V129H108V127L110 126V124H111V122H110V120ZM112 119H114L115 120V118H112ZM143 119H144V117H143ZM146 119H147V117H146ZM162 119H164V118H162ZM174 119V118H173ZM201 119V118H200ZM215 119V118H214ZM213 119V120H214ZM218 119V118H217ZM233 119V118H232ZM148 120V119H147ZM147 120H145L144 119V123H143V120H142V117H141V119L139 120L140 122L139 123H143V125H141V124H139V123H137V121H136V123L137 124H139V126H142V130L144 131V129L148 126L147 124H148V122L149 121H147ZM168 120V119H167ZM170 120V119H169ZM172 120V119H171ZM175 120V119H174ZM211 120V119H210ZM235 120H236V118H235ZM127 121V120H126ZM142 121V122H141ZM163 121V120H162ZM161 121V122H162ZM237 121V120H236ZM95 122V121H94ZM159 122V121H158ZM164 122V121H163ZM209 122V121H208ZM207 122V123H208ZM73 123V122H72ZM175 122L174 121H172V124H174ZM179 123V122H178ZM234 123V122H233ZM233 123H232V125H233ZM74 124V123H73ZM136 124V126H138ZM162 123H160V125H161ZM170 124H171V121H170ZM211 124V123H210ZM209 124V125H210ZM69 125H71V124H69ZM163 125H164V131L166 132H163V131H157L156 132V134H155V137L154 138H151L150 140H152L153 139V144H156L155 146H153V145H150L151 147L153 146V147H156V146H158L159 148H162V147H164V144H165V142H166V140H171V139H173L174 138V136H176V133L174 132H170V130H171V128H169L168 126V122H167V124H164L163 123ZM174 125H176V123L174 124ZM173 125V126H174ZM226 125V124H225ZM230 125V124H229ZM236 125V124H235ZM72 126V125H71ZM123 126V125H122ZM162 126V125H161ZM160 126V127H161ZM231 126V125H230ZM241 126V125H240ZM130 127V126H129ZM171 127H172V125H171ZM176 127V126H175ZM38 128L42 131V132H44V133H48V132H50L51 131V129H52V127H51V124L48 122V123H43V124H40L39 126H38ZM123 129V127H121L120 126V131ZM134 128V127H133ZM139 128V127H138ZM167 128H169L170 130H169V132H168V130H167ZM173 128V127H172ZM177 128V127H176ZM240 128V127H239ZM161 129H162V127H161ZM175 129V128H174ZM205 129V128H204ZM237 129V128H236ZM235 129V130H236ZM70 130H71V128H70ZM119 130V129H118ZM243 130V129H242ZM73 131V130H72ZM119 131V132H120ZM135 130H133V132H134ZM176 131V130H175ZM52 133H53V131H51ZM122 132V131H121ZM136 132L137 131H135V135H137L136 134ZM145 132V131H144ZM179 132V131H178ZM228 132V131H227ZM235 132V131H234ZM240 132V131H239ZM107 133V134H106ZM142 133V131L140 132V133H138V135H137V138H135V143L133 142V144H134V147H128L129 145L130 146H133V145H131V143H127L128 144V146L125 144V140H123V137H125V135H123V132H122V135H123V137L121 138V137H118L117 138V140L115 139V144H114V146L111 148L112 150L110 151L109 150V147H108V149L105 147L104 148V145H103V143H101L102 145H103V147H102V150H103V148L104 149H106L107 151H109V153L107 152V155H109V157L107 156V170H105V171H107V173L110 171V173L112 172V170L114 169V168H116V166L119 168V167H121L122 165V163H124V161L127 159V157L128 156H132L133 154L134 155H136V157H137V155H139L141 152H140V150H142V147H141V149L139 150V147H140V139H138V138H140V134ZM242 133H244V132H242ZM241 133V134H242ZM133 133H132V135H134ZM142 134H145V133H142ZM151 134V133H150ZM245 134V133H244ZM73 135V134H72ZM77 135V137L79 138V136ZM107 135H108V137H107ZM113 135H114V133H113ZM134 135V136H135ZM203 135V134H202ZM118 136H119V133H118ZM143 136V135H142ZM245 136H246V134H245ZM253 136V135H252ZM105 137H107L105 140H104V138ZM113 137V136H112ZM116 137V136H115ZM127 137H129V136H127ZM145 137V136H144ZM234 137V136H233ZM237 137H238V135H237ZM243 138H246V137H244V136H242ZM84 138V139H85ZM126 138V137H125ZM176 138V137H175ZM248 138V137H247ZM246 138V139H247ZM258 138V137H257ZM110 139V138H109ZM112 139V138H111ZM145 139V138H144ZM143 139V140H144ZM246 139H244V140H246ZM253 139V138H252ZM256 139V138H255ZM131 140H134L133 138L131 139ZM142 140V141H143ZM174 140V139H173ZM233 140H234V138H233ZM73 141H75V140H73ZM77 141V140H76ZM102 141V142H103ZM106 141H110V142H112L111 140H106ZM105 141V142H106ZM127 141V140H126ZM149 143H150V141L149 140H147ZM167 141V142H168ZM207 141V140H206ZM242 141H243V139H242ZM247 141V140H246ZM252 141V140H251ZM257 141V140H256ZM128 142H130V138H129V141ZM136 142H137V145L135 146V144H136ZM235 142V141H234ZM239 142V141H238ZM244 142V141H243ZM249 142V141H248ZM260 142V141H259ZM233 143V142H232ZM240 143V142H239ZM250 143H252V142H250ZM255 143V142H254ZM105 145L107 144V143H104ZM110 144V143H109ZM113 144V143H112ZM143 144H144V141H143ZM150 144H152V143H150ZM226 144H227V141H226ZM231 143L230 142H228V146L230 145ZM248 144V143H247ZM257 144V143H256ZM170 145H172V144H170ZM107 146H109L108 144H107ZM111 146V145H110ZM144 146V145H143ZM149 146V145H148ZM149 146V147H150ZM166 147H167V144L165 145ZM169 146V145H168ZM245 146V145H244ZM252 146H253V144H252ZM251 146V147H252ZM74 147V146H73ZM72 147V148H73ZM83 145H82V143L80 142V140H79V143H78V145L75 147V149H73L72 151V153L69 155V157L67 158V160H66V163L64 164V166L63 167H61V171H62V173H61V192L60 193H62L63 194V196H64V199L61 197V199L62 200H60V201H56L57 200V198H56V200L53 198V196L49 193V195H47V196H49V197H51V198H53V199H50L51 201H49V204L51 205V204H53L52 205V209H51V207H49V204H48V207L51 209H49L50 211H48V212H50L49 214H47L48 212H46V210H48L47 208H46V210L43 212V210L45 209V208H43V210H42V208L40 209V211H42L44 214V216L43 217H41L40 215H38V214H41L40 213V211H39V213H37V211L39 210V208H40V206H38V205H36L37 206V208H38V210L37 211H34L33 209H32V212L33 213H36V216H40V217H37V218H39V220L36 218V221L38 220L39 222L37 223V225L34 223V222H31L30 224H32L33 225V227L35 228V229H33V227L31 226V230H33V231H27L26 233L25 232H23V238L21 239V240H23V243H24V245H23V243L22 242H20L23 246H25V247H23V248H25V250H24V254H23V250H21L22 252H20L21 254H22V257H21V255H20V262L18 263V264H59L60 262H58L59 261V259H58V261L55 259L56 257H54L55 255H56V250H57V248H58V250L61 248V249H65V248H67L70 244H69V242H65L64 240H66V239H64V236L67 234V235H69V234H71L72 235V231H74V230H76V227L78 228V224L80 223V222H78L79 220L77 219V221H74V220H76V219H73L72 218V212H73V210L72 209H75V212H76V208H73V198H74V192H75V190H74V187H75V185H77L76 184V182L78 181V177H77V175L79 174V173H77V175H76V172L74 171L75 169H74V166H75V161L77 160L76 159V157L78 156V154L80 153V151L81 150H83ZM128 147V148H127ZM150 147V148H151ZM157 147V148H158ZM227 147V146H226ZM240 147V146H239ZM258 147V146H257ZM130 148V149H129ZM145 148V147H144ZM158 148V149H159ZM247 148V147H246ZM254 147H252V149H253ZM96 149V148H95ZM163 149V148H162ZM252 149L250 150V151H252ZM99 150V149H98ZM139 150V151H138ZM143 150H145V149H143ZM165 150V149H164ZM256 150V149H255ZM202 151V150H201ZM242 151V150H241ZM249 151V152H250ZM87 152V151H86ZM105 151H104V153H106ZM138 152H140L139 154H138ZM156 152V151H155ZM167 152V151H166ZM169 152V151H168ZM254 152V151H253ZM127 153V155H125ZM150 153V152H149ZM157 153V152H156ZM163 153H164V151H163ZM86 154V153H85ZM91 154V153H90ZM102 154V153H101ZM151 154V153H150ZM159 154V153H158ZM171 154V153H170ZM254 154V153H253ZM252 154V155H253ZM82 155H83V153H82ZM81 155V156H82ZM105 155V154H104ZM133 155V156H134ZM145 155V154H144ZM147 155V154H146ZM159 155H161V154H159ZM163 155V154H162ZM169 155V154H168ZM167 156V155H166ZM172 156V155H171ZM237 156V155H236ZM241 156V155H240ZM254 156V155H253ZM252 156V157H253ZM79 157H80V154H79ZM100 157V156H99ZM140 157V156H139ZM154 157H156V156H153L152 158H154ZM158 157V156H157ZM170 157V156H169ZM245 157H246V155H245ZM105 158H106V156H105ZM131 158V157H130ZM129 158V159H130ZM134 158V161H135V157H133ZM133 158L131 159L132 161H133ZM138 158V157H137ZM141 158H142V156H141ZM164 158H167L168 159V157H164ZM219 158V157H218ZM251 158V157H250ZM76 159V160H75ZM170 160L172 159V158H169ZM241 159V158H240ZM248 159V158H247ZM253 159H254V157H253ZM253 159H251V163H249V166H248V170H247V172H246V174H245V176H248V174L250 175V171L252 170L251 169V167H252V163L254 162V160ZM137 160V159H136ZM164 160V159H163ZM169 160V161H170ZM250 160V159H249ZM100 161V160H99ZM105 161V160H104ZM132 161H130V162H132ZM143 161H144V159H143ZM235 161H238L237 160V157H236V159H235ZM235 161H233L232 162V165L233 166H235L236 165V162ZM64 162V161H63ZM62 162V163H63ZM141 162V161H140ZM165 163H166V161H164ZM210 162V161H209ZM231 162V161H230ZM244 162H245V160H244ZM61 163V164H62ZM163 164V161H162V159H160V158H157V159H153L152 161H151V163H150V166H148V168L147 169H145L144 167H139V168H137L138 169V173H137V177H140L139 175L141 174V173H143L145 170H147V171H149V178H148V180L145 182V184L144 185H141V187H142V190L143 191H140V194L138 195V199L137 198H135V196L136 195H134L132 192L134 191V193H136L135 192V189L136 188H134V190H133V188L131 189V188H128V186H127V188L128 189H130L129 191H131V192H126L127 191V189H126V193H128V197H124V199L125 200H128L127 201V203L129 204V202H132L131 200H132V198H130V193L131 194H133L134 195V198L135 199H137V203H139V208H141V209H143L144 211H142V213L141 214H139L138 212H139V208H136V209H138V211H136V209H135V207H136V204H133V206L135 205V207L133 208L132 207V205H131V207L133 208V209H135V212H137L139 215L137 216H135L134 218H133V220H131V221H128V220H130V218L127 220V214L129 213V211H128V213L126 214L125 212H127L126 211V209L128 208V206H123V207H118V209L116 210V213H117V219L118 220H120L121 221V219H124V224H122L123 226L121 227V229L120 230H118V231H116V232H113V231H111L112 229H110V231H108L106 234H104V238H105V241H107L108 242V244L109 245H106V246H104V247H102V248H100V246L99 247H97L96 249H94L95 250V252L96 253H99V252H102V254H103V257H101L102 259H101V261L99 262L98 261V263H96V264H111V262L112 261H110V263H109V259H110V257H111V260H112V256L113 255H115V254H117L118 253V255H119V257H120V254L123 252H125V251H123V248L124 247H126L127 245V243H129V245H130V243H132L133 242V238H134V235L136 236L137 234H139L140 233V235L141 234H143L144 232H145V230H144V228H146L145 226H146V223L147 224H149V222L151 223L152 221H156V224H157V222L159 223V225H156V227L158 226V228L159 229H162V233H163V231L164 230H168V226L171 224V222H172V219H173V216H174V212L176 211V208L178 207L176 204H177V202L175 201L174 202V204L177 206H175V205H173V203L171 204L174 208H172V209H169L170 211L168 212V213H159L158 212V214H149L150 213V209H147V208H149V206L151 205V204H153L154 203V198H152L151 196H152V191L150 192L151 193V196H150V193H148V190H149V188L150 187H152L151 185H152V183L154 182V181H156L159 177H162L164 174H165V171H166V169L164 168V166L166 165V164ZM248 163V162H247ZM127 164V163H126ZM134 164V163H133ZM138 164V163H137ZM224 164V163H223ZM79 165V164H78ZM101 165V164H100ZM103 165V164H102ZM120 165V166H119ZM132 165V164H131ZM144 165V164H143ZM209 165V164H208ZM251 165V166H250ZM47 166V165H46ZM62 166V165H61ZM137 166V165H136ZM169 166V165H168ZM224 166H227V165H224ZM76 167V166H75ZM81 167H83V166H81ZM126 167V166H125ZM129 167V166H128ZM128 167H126V168H128ZM166 167V166H165ZM217 167V166H216ZM220 167L221 166H219V171L221 170L220 169ZM223 167V166H222ZM221 167V168H222ZM236 167V166H235ZM240 167V166H239ZM117 168V169H118ZM130 168H131V166H130ZM167 168H169V167H167ZM223 168H225V167H223ZM41 169V168H40ZM46 169V168H45ZM44 169V170H45ZM78 169V168H77ZM116 169V170H117ZM164 169H165V171H164ZM81 170V169H80ZM79 170V171H80ZM86 170H87V167H86ZM115 170V171H116ZM231 170V169H230ZM233 170V169H232ZM41 171V170H40ZM46 171V170H45ZM49 171H50V169H49ZM115 171H114V173H115ZM123 171V170H122ZM121 171V173L119 174V177H120V175H123V174H125V173H123ZM42 172H44V171H42ZM47 172V171H46ZM46 172H44V173H46ZM82 172V171H81ZM89 172V171H88ZM87 172V173H88ZM124 172H126V171H124ZM134 172H135V170H134ZM109 173V174H110ZM113 173V172H112ZM113 173V174H114ZM118 173L119 172H117V175H118ZM123 173V174H122ZM222 173V172H221ZM48 174V173H47ZM82 174V173H81ZM102 174V173H101ZM112 174V175H113ZM146 173L144 172V175H145ZM206 174V173H205ZM80 175V174H79ZM86 175V174H85ZM107 175V174H106ZM117 175H116V178H117ZM143 175V174H142ZM147 175V174H146ZM167 175V174H166ZM221 175V174H220ZM45 176H46V174H45ZM81 176V175H80ZM80 176H79V178H80ZM114 177H115V174H114ZM118 177V178H119ZM121 177H123V176H121ZM120 177V178H121ZM137 177L135 178V179H137ZM147 177H148V175H147ZM227 177V176H226ZM97 178V177H96ZM98 178H100V177H98ZM110 178V177H109ZM115 178V179H116ZM231 178H232V176H231ZM247 178L248 177H246V178H244V181H245V183H246V180H247ZM114 179V178H113ZM143 179V178H142ZM144 179H146V178H144ZM143 179V180H144ZM217 179H219V178H216L215 180H217ZM222 179H225V178H222ZM81 180V179H80ZM79 180V181H80ZM84 180V179H83ZM105 180V179H104ZM117 180H119V179H117ZM129 180H132V178L131 179H129ZM134 180V179H133ZM138 181H139V178L137 179ZM160 180H163V178L162 179H160ZM212 180V179H211ZM97 181H99V180H97ZM112 181V180H111ZM137 181V182H138ZM213 181V180H212ZM218 181V180H217ZM233 181V180H232ZM87 182V181H86ZM117 182V181H116ZM120 181H118V183H119ZM129 182V181H128ZM136 182V181H135ZM134 182V183H135ZM143 182V181H142ZM158 182V181H157ZM161 182V181H160ZM209 183H211L210 182V180L208 181ZM78 183H80V182H78ZM83 183V182H82ZM90 183V182H89ZM96 183V182H95ZM98 183V182H97ZM114 183V182H113ZM130 183H133V182H130ZM156 183V182H155ZM230 181H229V179L228 180H226V181H224L223 183H222V185L220 186L221 188H220V191L222 192V193H226L227 192V190H229V187H230ZM242 183H244V182H242ZM6 184V183H5ZM118 186V184H116L115 183V186ZM127 185V184H126ZM129 185V184H128ZM208 185V184H207ZM207 185H205L206 187H207ZM210 185V184H209ZM211 185L212 186H214L215 184L213 183H211ZM5 186V185H4ZM3 186V187H4ZM78 186V185H77ZM81 186H83V185H81ZM94 186H95V184H94ZM98 186V185H97ZM111 186V185H110ZM133 186V185H132ZM135 186V185H134ZM154 186H155V184H154ZM200 187H201V185H199ZM203 186V185H202ZM212 186H210L209 188H211ZM55 187V186H54ZM96 187V186H95ZM107 187H109V186H107ZM136 187V186H135ZM219 187V186H218ZM217 187V188H218ZM156 188V187H155ZM205 188V187H204ZM248 188V187H247ZM76 189V188H75ZM78 189V188H77ZM76 189V190H77ZM86 189V188H85ZM90 189V188H89ZM93 189V188H92ZM96 189V188H95ZM111 189V188H110ZM114 189H115V187H114ZM114 189H113V195H114ZM157 189V188H156ZM246 189V188H245ZM58 190V189H57ZM102 190V189H101ZM100 190V191H101ZM108 190V189H107ZM117 190V189H116ZM139 190V189H138ZM138 190L136 189V191L138 192ZM160 190V189H159ZM53 191V190H52ZM85 191V190H84ZM55 192V191H54ZM77 192H78V190H77ZM116 192H118V191H116ZM189 192V191H188ZM197 192V191H196ZM51 193H53V192H51ZM80 193V192H79ZM155 193V192H154ZM162 193V192H161ZM192 193V192H191ZM215 193V192H214ZM218 193V192H217ZM123 194V193H122ZM136 194H138V193H136ZM186 194V193H185ZM189 194V193H188ZM197 194L198 193H196L195 194V198L197 197ZM54 195V194H53ZM75 195H78V193L77 194H75ZM117 195V194H116ZM115 195V196H116ZM133 195H131V196H133ZM165 195V194H164ZM199 195V194H198ZM55 196H56V193H55ZM58 196H59V193H58ZM60 196H61V194H60ZM117 196H119V194L117 195ZM116 196V197H117ZM163 196V195H162ZM191 196H192V194H191ZM201 196H203V193H202V195ZM209 195L207 194V197H208ZM219 196V195H218ZM77 197V196H76ZM75 197V198H76ZM121 197V196H120ZM119 197V198H120ZM187 197V196H186ZM185 197V198H186ZM189 198H190V195L188 196ZM187 197V198H188ZM222 197H223V195H222ZM60 198V197H59ZM130 198V199H129ZM133 198V199H134ZM186 198V199H187ZM237 198V197H236ZM80 199V198H79ZM157 199H159V198H157L156 197V200ZM163 199V198H162ZM162 199H161V201H162ZM198 199V198H197ZM210 199V198H209ZM221 199V198H220ZM219 199V200H220ZM40 200V199H39ZM47 200H49L48 199V197H47ZM47 200H46V203H47ZM52 200H53V203H50V202H52ZM63 200H66V201H63ZM119 200V199H118ZM208 200V199H207ZM237 200V199H236ZM73 201V202H72ZM116 201V200H115ZM120 201V200H119ZM133 201H135V200H133ZM159 200H157L156 202L157 203H159L160 204V202H158ZM182 201V200H181ZM186 201V200H185ZM210 201V200H209ZM212 201V200H211ZM210 201V202H211ZM234 201V200H233ZM232 201V202H233ZM239 201V200H238ZM77 202V201H76ZM89 202V201H88ZM91 202V201H90ZM167 202V201H166ZM182 202H184V201H182ZM203 202V201H202ZM208 202V201H207ZM213 202V201H212ZM218 202V201H217ZM220 202V201H219ZM237 202V201H236ZM235 201H234V204H233V207H234V209L232 208H230L229 209V211L230 212H232L231 213V215H233V216H235L236 218H238V220L239 221H243L241 218H245L246 217V209H245V205H243V204H239V205H237V204H235L236 203ZM37 203V202H36ZM41 203H43V202H41ZM45 203V202H44ZM45 203V204H46ZM111 203V202H110ZM119 203V202H118ZM122 203H123V201H122ZM126 202H125V205L127 204ZM135 203V202H134ZM156 203V204H157ZM190 203V202H189ZM206 203V202H205ZM39 204V203H38ZM77 204V203H76ZM87 204V203H86ZM127 204V205H128ZM155 204V205H156ZM179 204V203H178ZM212 204V203H211ZM41 205V204H40ZM103 205V204H102ZM184 205V204H183ZM182 205V206H183ZM220 205V204H219ZM236 205V206H235ZM77 206V205H76ZM116 206V205H115ZM185 206H187V205H185ZM210 206V205H209ZM212 206V205H211ZM44 207H47L46 205L44 206ZM170 208H171V206H169ZM191 207V206H190ZM189 207V208H190ZM236 207V208H235ZM36 208V209H37ZM78 208V207H77ZM130 208V207H129ZM154 208V207H153ZM157 208V207H156ZM168 208V207H167ZM167 208H166V210H167ZM204 206L202 205L200 208H198V210H197V212H196V214L194 215V217L190 220V228L189 229H186V230H189V233L187 232V234L189 235L190 234V231H192V228L194 227V223H195V221H198L200 218H198L197 220H196V218H197V216H198V214H202V212L204 211ZM211 208H213V207H211ZM86 209V208H85ZM141 209H140V211H141ZM179 209V208H178ZM184 209V208H183ZM187 209V208H186ZM201 209H203V211L202 212H200L201 211ZM208 209H210L209 207H208ZM208 209H206V212H208L209 213V211H208ZM102 210V209H101ZM128 210V209H127ZM129 210H131V209H129ZM224 210V209H223ZM97 211V210H96ZM107 211H108V209H107ZM110 211H111V209H110ZM159 211V210H158ZM177 211H179V210H177ZM211 211V210H210ZM214 211V210H213ZM213 211H212V213H213ZM27 212V211H26ZM25 212V213H26ZM153 212H154V210H153ZM200 212V213H199ZM205 211L203 212L204 213V216L207 214ZM263 212V211H262ZM80 213V212H79ZM95 213V212H94ZM99 213L102 215V213H101V211H99ZM98 213V214H99ZM103 213H104V211H103ZM107 213V212H106ZM206 213V214H205ZM258 213V212H257ZM22 214H24V213H22ZM126 214V215H125ZM145 214H147L146 216H145ZM25 215V214H24ZM23 215V216H24ZM28 215V214H27ZM26 215V217H28ZM30 215H32V214H30ZM42 215V214H41ZM46 215V216H45ZM82 215V214H81ZM105 215V214H104ZM107 215V214H106ZM105 215V217L104 216H102V218L104 217V218H106V217H109L110 216V214H109V216H106ZM113 215V214H112ZM115 213H114V216H113V218L112 219H114L115 218ZM212 216H213V214H211ZM210 215V216H211ZM222 215V214H221ZM264 215V214H263ZM22 216V215H21ZM22 216V217H23ZM34 216V215H33ZM92 216V215H91ZM99 215H97L96 217H98ZM131 216V215H130ZM177 216V215H176ZM228 216V215H227ZM226 216V218H228ZM26 217H23L24 218V221H26L25 220V218ZM73 217H74V215H73ZM76 217H77V215H76ZM95 217V216H94ZM100 217V216H99ZM175 217V216H174ZM201 217V216H200ZM224 217H225V214L223 215V217H222V219H224ZM11 218H12V216H11ZM18 218V217H17ZM29 218H31V217H29ZM35 218V217H34ZM75 218V217H74ZM101 218V217H100ZM101 218V219H102ZM110 218V217H109ZM109 218L107 219V221L109 220ZM205 218H207V217H205ZM22 219V218H21ZM33 219V218H32ZM96 219V218H95ZM95 219H93V222L94 223H96V220ZM99 218H97V220H98ZM116 219V218H115ZM114 219V220H115ZM8 220H11L12 221V219H8ZM14 220V219H13ZM15 220H16V218H15ZM18 220H20L19 218H18ZM18 220H16L17 222H18ZM31 220V219H30ZM29 220V221H30ZM103 220V219H102ZM105 220V219H104ZM104 220L103 221H101V222H98V224H94L93 222H91V223H93L94 225H101V224H104V228L105 227H107V225H106V222H104ZM111 220V219H110ZM113 220V221H114ZM232 220V219H231ZM246 220V219H245ZM15 221V223H17ZM31 221H33V220H31ZM82 221V220H81ZM112 221V220H111ZM120 221H119V223H120ZM176 221V220H175ZM239 221L237 222V223H239ZM8 222V221H7ZM21 222V221H20ZM20 222H18V225H20L21 223ZM123 222V221H122ZM146 222V223H145ZM185 222V221H184ZM208 222H209V220H208ZM227 222H229V221H227ZM14 223V222H13ZM12 223V224H13ZM24 224L26 223V222H23ZM83 223V222H82ZM108 223V222H107ZM119 223L117 224V225H119ZM198 223V222H197ZM205 223H207V222H205ZM243 223H244V221H243ZM242 223V224H243ZM88 224H90V223H88ZM111 224V223H110ZM226 224H228V223H226ZM21 225H23V224H21ZM26 225V224H25ZM24 225V226H25ZM28 225L29 224H27V227H28ZM92 225V224H91ZM106 225V226H105ZM121 225V224H120ZM119 225V226H120ZM197 225V224H196ZM239 225V224H238ZM241 225V224H240ZM36 226V227H35ZM82 226V225H81ZM109 226V225H108ZM20 228V230H22V228H24V227H22V226H19ZM86 227V226H85ZM93 227V226H92ZM90 228V227H88V228H90V230L91 229H93V228ZM114 227V226H113ZM117 227V226H116ZM155 227V228H156ZM196 227V226H195ZM194 227V228H195ZM206 227V226H205ZM236 227V226H235ZM241 227V226H240ZM244 227V226H243ZM26 228V227H25ZM25 228H24V231H25ZM52 228H55L56 230H57V234L56 235H58L57 236V238H55V237H53V235H52V237L51 238H49L48 239V237H49V234L50 233H53V230H49V229H52ZM80 228V227H79ZM88 228H87V230H88ZM95 230H98L99 231V229L95 226ZM103 228V229H104ZM108 228H110V227H107V230H108ZM171 228V227H170ZM193 228V229H194ZM28 229H30V225H29V228H27V230ZM115 229V228H114ZM113 229V230H114ZM117 229V228H116ZM222 229V228H221ZM71 230V231H70ZM95 230L93 229V231L91 230V232H89V231H86V233L87 232H89L88 233V235H84V237L85 238H82L83 236L81 235V237H75L76 238V241H74L75 243H73V245L72 246H74V247H76V249H77V251L79 250L80 252H85V251H87L88 253H86V257H87V254H89V252H92V251H88V250H90V249H93V248H95L96 247V244L94 245V237H98L99 235H97L96 236V234H95ZM101 230V229H100ZM153 230L154 231H150L149 233H147L146 235H145V233L143 234V237H141L140 239V241L141 242H139V244H138V242H137V246H140V251L138 252V253H135L134 252V254H133V257L134 258H137V259H139V258H141L142 256H145V257H148V255H150V252H152L151 250H152V247H154L155 246V248L157 247V248H161L162 246H163V244H164V242H163V236H162V234L161 233H158L157 231L155 232V229L153 228ZM157 230V229H156ZM218 230H219V228H218ZM23 231V230H22ZM22 231H20V232H22ZM48 231H51L50 233H48V234H46L45 232H48ZM71 232V233H68V232ZM77 231V230H76ZM75 231V232H76ZM98 231H96V232H98ZM105 231H106V229L104 230V233H105ZM170 231V230H169ZM184 232H185V234H186V231L185 230H183ZM222 231H224L223 229H222ZM222 231H217V233H219V232H222ZM18 232H19V230H18ZM55 232V231H54ZM78 232V231H77ZM103 232V231H102ZM194 232V231H193ZM192 232V233H193ZM209 232V231H208ZM255 232V231H254ZM257 232V231H256ZM44 233L46 234V235H48V236H46V239H48L49 241H47V244L45 243V245H44V242L45 241H42L41 242V239H43V240H45L44 239V237H42L43 235H44ZM85 233V232H84ZM22 234V233H21ZM167 234V233H166ZM182 234H183V232H182ZM213 234H214V232H213ZM223 234V233H222ZM258 234V233H257ZM55 235V234H54ZM74 235H75V233H74ZM77 236H78V233L76 234ZM164 235V234H163ZM188 235H185V237L186 236H188ZM204 235V234H203ZM219 235V234H218ZM250 235V234H249ZM251 235H253V234H251ZM10 236V235H9ZM19 236V235H18ZM51 236V235H50ZM166 236V235H165ZM191 236V235H190ZM19 237H21V236H19ZM18 237V238H19ZM73 238H74V236H72ZM184 237V236H183ZM184 237V238H185ZM193 237V236H192ZM196 237V236H195ZM250 237V236H249ZM254 237V236H253ZM61 238H63V240H62V242L60 243V244H58L57 245V241L59 240V239H61ZM68 238V237H67ZM101 237H99V239H100ZM103 238V237H102ZM101 238V239H102ZM187 238V237H186ZM185 238V239H186ZM257 238H259L258 236H257ZM130 239H131V241H130ZM136 239H137V237H136ZM135 239V240H136ZM166 239H168V238H166ZM246 239V238H245ZM244 239V240H245ZM20 240V239H19ZM69 240V239H68ZM189 240V239H188ZM194 241H193V243H191V249H190V252H189V256H187L188 255V253H187V255H186V253H185V256H187L186 258H185V256H183V254H182V256L181 255H179V256H181V257H184L185 259H183V261H182V263L181 264H201V263H203L204 264V262H202V261H207V260H203L204 259V256H205V253L207 252V250H208V254L210 253V251H209V249H207V245H206V241L202 238V236H198L197 235V237L196 238H194L193 239ZM256 240V239H255ZM64 241V242H63ZM257 241V240H256ZM260 241V240H259ZM73 242V241H72ZM106 242V243H107ZM110 242V243H109ZM135 242V241H134ZM133 242V243H134ZM251 241H249V243H250ZM71 243V242H70ZM263 243V242H262ZM69 244V245H68ZM75 244V245H74ZM261 244V243H260ZM126 245V246H125ZM128 245V246H129ZM135 245V244H134ZM252 245H253V243H252ZM93 246H95V247H93ZM166 246V245H165ZM209 246V245H208ZM248 246H250V245H248ZM257 246V245H256ZM255 246V247H256ZM261 246V245H260ZM70 247V246H69ZM210 247V246H209ZM246 247H247V244H246ZM254 247V246H253ZM71 248V247H70ZM70 248H69V250L67 251V252H62L60 255V259H63L64 261L65 260H68V261H65V263L66 262H69V260L70 259H72V260H70V264H77L76 263V261L77 262H79V264H80V261H78L77 260V257H76V255L75 256H73L74 254H72V252H71V250H70ZM165 248V247H164ZM252 248V247H251ZM250 248V249H251ZM258 248V247H257ZM72 250H73V247L71 248ZM75 249V248H74ZM126 249H128L127 247H126ZM125 249V250H126ZM131 249H132V247H131ZM138 249V248H137ZM136 249V250H137ZM264 249V248H263ZM133 250H135V249H133ZM162 250V249H161ZM211 250V249H210ZM73 251H75V250H73ZM131 251V250H130ZM155 251H156V249H155ZM189 251V250H188ZM129 252V251H128ZM162 252V251H161ZM212 252V251H211ZM48 255L49 254V257H44V255H46V254ZM74 253V252H73ZM82 253V254H83ZM84 253V254H85ZM120 253V254H119ZM159 253V252H158ZM57 254H58V252H57ZM93 254V253H92ZM95 254V253H94ZM93 254V255H94ZM207 254V253H206ZM207 254V255H208ZM46 255V256H47ZM96 255V254H95ZM95 255H94V257H95ZM124 255V254H123ZM125 255H127V254H125ZM131 255V254H130ZM153 255V254H152ZM173 255H174V253H173ZM175 255H176V253H175ZM242 255V254H241ZM85 256V255H84ZM89 256H91V255H89ZM99 256V255H98ZM151 256V255H150ZM179 256H176V257H179ZM94 257H90L91 259L93 258V259H95ZM96 257H97V255H96ZM114 257V256H113ZM115 257H117V256H115ZM208 257V256H207ZM207 257H205V259H207ZM22 258V259H21ZM84 258V257H83ZM118 258V257H117ZM116 258V259H117ZM121 258V257H120ZM119 258V259H120ZM128 259H129V257H127ZM126 258V259H127ZM155 258V257H154ZM88 259V258H87ZM92 259V260H93ZM124 259V258H123ZM127 259V260H128ZM136 259V260H137ZM148 259V258H147ZM175 259V258H174ZM174 259H173V261H174ZM176 259H178V258H176ZM243 259V258H242ZM90 260V259H89ZM96 260V259H95ZM97 260H98V257H97ZM126 260V261H127ZM135 260V261H136ZM141 260V259H140ZM139 260V261H140ZM151 260H152V258H151ZM182 260V258L179 260V261H181ZM244 260V259H243ZM56 261V262H55ZM62 261V260H61ZM85 261H88V260H85ZM84 261V262H85ZM122 261V260H121ZM89 262H91V260L89 261ZM94 262V261H93ZM92 262V263H93ZM125 262V261H124ZM128 262H130L129 260H128ZM128 262H127V264H128ZM143 262V261H142ZM178 262V261H177ZM242 262H244V261H242ZM64 263V262H63ZM87 263V262H86ZM85 263V264H86ZM120 262H118V264H119ZM172 262L170 261V264H171ZM62 264V263H61ZM81 264H82V262H81ZM124 264V263H123ZM166 264V263H165ZM174 264V263H173ZM206 264V263H205ZM234 264H240V261L239 260H235V262H234ZM246 264H247V262H246ZM253 264V263H252ZM257 264V263H256ZM258 264H260V262H258Z\"/></svg>", "mask_w": 264, "mask_h": 264}, {"label": "trees", "instance_id": "3", "mask_svg": "<svg viewBox=\"0 0 264 264\" xmlns=\"http://www.w3.org/2000/svg\"><path fill=\"white\" fill-rule=\"evenodd\" d=\"M243 27H244L243 21H239L237 24H232L229 27L226 36V45L229 49L239 51L250 45L251 43L250 39H243L241 33H239ZM257 177H261L260 184L257 186L252 184V186L257 187L260 191H264V172L260 171L259 168H257L256 174L252 176L253 179Z\"/></svg>", "mask_w": 264, "mask_h": 264}, {"label": "water", "instance_id": "4", "mask_svg": "<svg viewBox=\"0 0 264 264\" xmlns=\"http://www.w3.org/2000/svg\"><path fill=\"white\" fill-rule=\"evenodd\" d=\"M230 24H234V23H230ZM259 42L260 41H257V40H255L253 43H252V47L253 46H257L258 44H259ZM256 166V165H255ZM255 169V168H254ZM254 169H253V171H254ZM253 171L251 172V173H253ZM249 177H250V175H249ZM249 177H248V182H247V186L249 187V189H251V187H250V185H249ZM252 190V189H251ZM259 194H260V192H259Z\"/></svg>", "mask_w": 264, "mask_h": 264}]
</instances>
